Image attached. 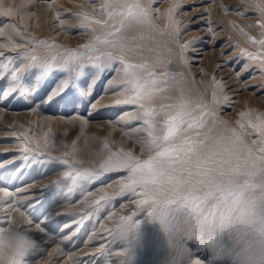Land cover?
<instances>
[{"label": "rangeland", "instance_id": "1", "mask_svg": "<svg viewBox=\"0 0 264 264\" xmlns=\"http://www.w3.org/2000/svg\"><path fill=\"white\" fill-rule=\"evenodd\" d=\"M26 1L0 0V52L6 53L5 57L0 58V65L8 66V79L0 78V87L7 86L11 72L23 68L31 56L50 57L51 54L57 52L63 56L65 54L64 49L87 52V49L80 46L88 44L93 36L104 39L105 32L120 27V22L124 20V28L132 30L129 33L121 32L120 34L127 38L125 45L131 44L128 39L143 37L147 40V46H155L153 44L155 41L163 49L155 46L157 48L155 55L144 49H135V52L144 55L146 60H143L130 58L118 49L112 50L110 44L96 41L95 47L99 52L119 53L128 62L134 64L148 63L157 75L165 71L182 73V76L177 77L176 80L169 79L167 81L168 87L165 91L154 94L150 101H144L145 107L155 108L158 112L154 118L156 125L153 132L154 136H163L166 131L164 121L168 115H173L177 111L176 107L161 111V105L176 106L182 101H187L189 108L196 109L197 105L203 103L207 105L209 111L216 113L215 118L205 117L206 124L203 128L181 131L177 136V143L185 137L193 139L211 137L212 139L209 140L213 143L216 138L233 135L229 129H235L243 143L259 154L260 148H257L259 143L254 144L249 141L246 131H242L241 123H238V118L242 108L249 109L257 117H264V93L259 92L264 91V49L248 39V37H252L254 40H259L264 35V28L259 26L264 24V12H261L257 7L258 4L264 7V0H120L116 8L117 13L127 11L123 7L124 5L139 2L148 11L151 24L131 23L120 14L107 16L103 7L107 0ZM41 1H48L56 5L54 6L55 12H53L57 13L55 18L59 17V19L56 18L53 21V24L58 21L57 25L51 26L48 22H46L47 25L44 23L43 32H37L40 29L37 31L34 29V13L44 15L46 12L52 15V11L49 12L48 7L39 8ZM55 1L60 3H58L59 6ZM212 1L215 6H212ZM85 3L89 5V8ZM175 4L183 7L178 8L172 14L174 23H170L169 15L167 16L165 13L168 14L169 9ZM80 5L81 8H79ZM222 5H228L227 11L230 10L231 13L222 8ZM87 8L95 14L89 13ZM234 9H240V12H234ZM61 10L65 12L62 13ZM187 10H195L199 14H194L195 17L185 18L183 12ZM206 10V14H203ZM72 12L78 13L77 17L72 15ZM159 12L165 19L158 17ZM221 12L225 15L223 13L222 15ZM82 14H88L87 17L91 16V20L90 18L85 20ZM196 15H198L197 17L207 15L213 20L215 18L218 20L217 23H220L216 29L218 35L222 34L221 31H225V36L220 38L218 44L211 36V31L206 36L201 35L203 30L199 32L200 29L198 28L206 25L207 21L201 23L202 20H194ZM96 20L102 23H94ZM105 21L106 23H104ZM68 23L72 26L69 25V27ZM130 23L131 26H129ZM246 23L250 25L252 30L249 26L248 29ZM62 24L67 25L69 30L68 28L65 30L67 26L62 27ZM81 24L87 27H79ZM233 26H240V32ZM190 29L197 31L192 33ZM219 29L221 30L219 31ZM41 40L49 43L54 42L57 45H62L63 48H49L40 45L37 42ZM188 41H195L193 43L196 44L195 46L201 44L208 50L216 49L218 45L226 42L225 47L228 48V53L232 55L229 58L231 64L237 61L235 71L245 64L244 57L246 59L249 53L261 54V59H251L250 57L246 59L248 60L245 64L246 70L238 76L248 79L252 75L253 83L245 82L246 88L250 91L257 89L258 92L256 93L261 95L260 100L262 101L256 102L254 98L251 99V104L241 108V104L233 105L232 99L221 100L218 85L213 84L210 89L207 88L208 85H212V82L204 80V76L200 74L202 68L197 72L192 70L196 64L190 65L191 60L189 59L191 57L188 53H193L195 46L188 47L184 51L186 63H181L179 45ZM91 54L97 55L98 53ZM215 58L220 60V56ZM82 59H86V57H82ZM168 61L172 63L169 64ZM196 61L198 62V60ZM75 66V64L69 65L71 69H74ZM121 68V64L115 63L113 71H105L103 75L97 74L96 81L92 79L90 72L86 78L80 81L78 86H74L52 101H47V97L57 81L62 78L60 72H54L38 92L29 91L26 95L19 92L7 99L0 97V107L2 108L0 110V165H8L7 169L2 170L0 189L10 191L18 189L17 192H13L16 198L13 202L11 194L6 195L0 191V227H7L10 222L18 221L17 226L21 230L29 232L36 239L37 244L41 247L44 246L45 249L38 251L41 253L39 255L36 254L37 251H32L31 264L36 263L39 257L46 255V247L50 249L55 245L56 236L63 237V235L66 239L61 241L62 251H55L54 258L45 264H59L61 261L58 260L66 259V255L70 251L73 253L72 259H75L76 264H101L102 259L114 257L111 255L112 252H116V254L120 252L117 255L120 259L115 260L117 261L115 264H136L138 262H140L139 264H166L167 262L171 264L170 260H172L174 249L171 248L168 253L162 251L164 243L168 241L171 245L169 234L163 230L157 219L149 217L152 208L147 205L139 206L137 201L142 199L140 196L130 192L118 194V185L127 182V170L121 169L105 173L100 169V164L111 152H117L121 149L131 151L134 156L144 160L159 150L160 146H163L142 144L141 141L147 142L149 139L145 125H143L142 120H132L128 117L129 115H138L140 110L132 105L116 104L117 100H123L127 95H130V93L123 91L130 85L120 86ZM135 71L139 73L140 70ZM205 75L208 77L207 73ZM90 81L93 85L91 88L89 87ZM73 82L75 84V79ZM232 82L235 83L234 87H238L233 90L232 96H234L239 85L234 79L229 84ZM159 86L164 87V84ZM247 89L241 87V90ZM213 93L217 97L216 104H213ZM102 99H112V102L103 104ZM195 114L199 115V111L197 110ZM183 128H187V125H184ZM197 132L199 133L198 137ZM105 143L108 144L107 149L104 148ZM81 147L89 153L85 151L83 152L86 154L82 153ZM24 149H28V151L25 152ZM200 154H203V150H200ZM24 156H27L28 159L25 160ZM65 160L69 163L62 164L61 161ZM10 161L13 163H9ZM182 166L176 165L178 168ZM69 171L73 175L79 173L75 182L66 177L65 173ZM57 181L59 183H54ZM136 191L139 192L140 188L138 187ZM102 196L108 198L101 200ZM159 198L163 200L165 196L162 195ZM3 202L6 203L5 207L1 206ZM12 207L14 211L11 210ZM121 217H131L132 221L121 220ZM134 222H138L137 227L135 232L131 233L128 229ZM40 228H43L44 231L41 232ZM110 228H114L115 231L111 229L109 232ZM122 228L124 229L123 236L121 235ZM179 238L177 236L174 242L178 243ZM107 242L110 243L107 244ZM192 242L195 241H190L187 247L189 249L195 247L197 251V244H192ZM98 244L99 246L104 245L105 248L103 246L95 248ZM192 249L190 258L195 255L192 259H197L196 257L199 256L207 262V255H209L207 252H196L195 249L193 251ZM181 259L184 263L188 256Z\"/></svg>", "mask_w": 264, "mask_h": 264}, {"label": "snow or ice", "instance_id": "2", "mask_svg": "<svg viewBox=\"0 0 264 264\" xmlns=\"http://www.w3.org/2000/svg\"><path fill=\"white\" fill-rule=\"evenodd\" d=\"M119 3L120 0H107L103 6L107 16L120 14L131 23L151 24L148 11L139 2L124 5L127 11L117 13L116 8ZM181 7L183 6L175 4L169 9L170 23H174L172 14ZM257 7L264 12V7L260 4ZM222 8L228 10L229 6L222 5ZM234 10L240 12V9ZM82 15L85 20L88 19L86 14ZM56 18L59 19V17ZM94 23L102 22L96 20ZM259 26L264 28V24ZM79 27L87 26L81 24ZM124 27V20H122L120 27L115 28V31L105 32L104 39L93 36L88 44L80 46L87 49V52L64 49L63 56L59 52L51 54L50 57L31 56L23 68L11 72L8 85L0 87V97L7 99L19 92L25 95L29 91L38 92L54 72H60L62 78L57 81L47 97V101H52L74 86H78L90 72L92 79L95 80L97 74L103 75L105 71H113L115 63L121 64L120 86L130 85L126 89L130 95L123 100H117L116 104L132 105L140 110L138 115L130 116V119L142 120L146 127L149 139L147 142L141 141L142 144L163 146L144 160L134 156L131 151L121 149L111 152L100 164V169L105 173L127 170V182L118 185V194L130 192L140 196L142 199L137 201L138 205L141 207L147 205L152 208L149 217L157 219L163 230L169 234L171 246L174 249L171 264H182L181 258L192 255L187 243L193 240L197 243V252L204 251L209 254L207 262L198 256L193 264H264V118L257 117L258 123L247 124V127L255 131L259 138L258 142L261 145L259 154L247 145H244L243 155L233 154L230 151L225 154L217 150L225 144L236 142L243 144L235 129H229L233 134L232 137L216 138L211 146L206 144V140L212 139L211 137H207L206 140L185 137L177 143L176 139L181 131L203 128L206 124L205 117L215 118L216 113L209 111L207 105L203 103L197 105L196 109L189 108L187 101H182L176 106L161 105V111L172 107H176L177 111L173 115H168L164 121L166 131L163 136H154L156 127L154 118L158 112L155 108L145 107L144 101H150L154 94L165 91L168 87L167 81L176 80L177 77L182 76V73L165 71L157 75L148 63L134 64L128 62L119 53L99 52L95 47L96 41L110 44L113 48L119 47L123 52L127 38L120 34ZM111 37L119 38L109 39ZM248 39L264 49V35L259 40H254L252 37ZM194 42L188 41L179 45L181 63H186L184 51ZM37 43L49 48H63L62 45L54 42L41 40ZM5 56L6 53L0 52V58ZM248 56L251 59L262 58L261 54L249 53ZM168 63L172 62L168 61ZM70 64H75V68L71 69ZM7 68V65H0V78L8 79ZM137 69L140 70L139 73L135 71ZM162 83L164 87L159 86ZM89 87H93L91 81ZM224 99L228 101L230 98ZM216 103L217 97L213 93V104ZM197 110L199 115L195 114ZM240 115L244 117L247 113ZM184 125H187V128H183ZM241 126L245 125L241 124ZM196 135L198 137L199 133L197 132ZM253 143L257 141L254 140ZM104 148H108L107 143L104 144ZM201 149L204 150L202 155ZM24 151L27 152L28 149ZM193 157L196 159L193 160ZM23 158L28 159L27 156ZM61 163L69 162L65 160ZM177 164L185 167L177 168ZM7 167V164L0 165V176L3 175L2 170ZM65 175L75 182L79 173L73 175L69 171ZM138 187L139 192L136 191ZM5 194L8 195V193ZM162 195L165 196L163 200L159 198ZM107 198L102 196L100 199ZM121 220L131 222L132 218L121 217ZM137 223H132L128 231L135 232ZM40 231L43 232L44 229L40 228ZM123 234L122 228L121 235ZM176 236L180 237L178 243L174 242ZM32 255L33 252H30L13 261V264H31Z\"/></svg>", "mask_w": 264, "mask_h": 264}, {"label": "bare ground", "instance_id": "3", "mask_svg": "<svg viewBox=\"0 0 264 264\" xmlns=\"http://www.w3.org/2000/svg\"><path fill=\"white\" fill-rule=\"evenodd\" d=\"M26 1V0H25ZM27 2V1H26ZM42 2V1H41ZM39 2L40 3V7L39 8H47L48 7V10H50L49 12H51L52 13V15H49V13L47 14L46 12H45V14L43 15H41V14H39V13H34V17H35V19H34V24H35V27H34V29H35V31H37V29H40V30H38L37 32H43V24L44 23H46V22H48V24H50L51 26L52 25H57L58 23V21L57 22H55V24H53V21H55V16L57 15V13H54L55 11H54V6H56V5H54V4H52V3H50V2H48V1H45V2ZM53 2V1H52ZM56 2V1H55ZM54 2V3H55ZM228 2H231V1H228ZM57 4L59 3V2H56ZM60 4V3H59ZM59 4H58V6H59ZM86 4V3H85ZM85 4H83V6H85ZM211 4V3H210ZM228 4V3H227ZM87 6H88V8H89V5L88 4H86ZM61 6H62V2H61ZM82 6V7H83ZM91 6V5H90ZM196 6V5H195ZM212 6H215V3H213V1H212ZM63 7V6H62ZM86 7V6H85ZM93 7V6H92ZM217 7V6H216ZM59 8V7H58ZM74 8V7H73ZM79 8H81V5H80V7ZM87 8V9H88ZM166 8V7H165ZM61 9V8H60ZM59 9V10H60ZM66 9V8H65ZM72 9V8H71ZM74 9H76V8H74ZM56 10H57V8H56ZM82 10V9H81ZM85 10V9H84ZM196 10V9H195ZM195 10H187V11H185V12H183V14H185V18H187V17H190V16H194V14H199L198 12L196 13L195 12ZM214 9L212 8V11H213ZM45 11V10H44ZM54 11V12H53ZM62 11V10H61ZM67 11V10H66ZM75 11V10H74ZM88 11H89V9H88ZM211 11V12H212ZM222 11H223V9H222ZM227 11V10H226ZM230 11V10H229ZM229 11H227L228 13H231V12H229ZM234 12H236L235 10H233ZM57 12H59V11H57ZM65 11L63 10L62 11V13H64ZM85 12V11H84ZM195 12V13H194ZM206 12H207V10L203 13V14H206ZM233 12V13H234ZM73 13V12H72ZM79 13H81V12H79ZM89 13H94V12H90L89 11ZM210 13V12H209ZM223 12H221V14H222ZM232 13V14H233ZM237 13H239V12H237ZM61 14V13H60ZM74 14V13H73ZM72 14V15H73ZM76 14H78V13H76ZM95 14V13H94ZM182 14V15H183ZM224 14V13H223ZM222 14V15H223ZM47 15V16H46ZM80 15V14H79ZM86 15H88V14H86ZM92 16H93V14H91ZM158 17L159 18H163V19H165V17L159 12L158 13ZM165 15H167L168 16V14L167 13H165ZM179 15V14H178ZM207 15H209V14H207ZM207 15H205L204 17H197L198 15H196V18H194V20H202L201 21V23H205V21H207L205 24L206 25H204V26H202V27H199L198 29H200L199 30V32L201 31V30H203V33L201 34V35H207V34H209L210 33V31H211V36L214 38V40H216V44H218V41H220V38H222V37H224L225 36V31H221L222 32V34L221 35H218V31L216 30L218 27H219V25H220V23H217V21L218 20H216V18H215V20H213L211 17H209V16H207ZM213 15V14H212ZM225 15V14H224ZM231 15V14H230ZM238 15H241V14H238ZM96 16V15H95ZM179 16H181V15H179ZM214 16V15H213ZM76 17H77V15H76ZM91 17V16H90ZM90 17H88V19L90 18ZM177 17V16H176ZM195 17V16H194ZM239 17H241V16H239ZM192 18V17H191ZM224 18V17H223ZM238 18V17H237ZM94 19V18H93ZM163 19H160V20H162L163 21ZM178 19V18H177ZM181 19V18H180ZM239 19V18H238ZM58 20V19H57ZM90 20H91V18H90ZM234 20V19H233ZM241 20V19H240ZM242 21V20H241ZM73 22H75V21H73ZM77 22V21H76ZM75 22V23H76ZM60 23V22H59ZM249 23V22H248ZM248 23H246L245 25L248 27H250V25L248 24ZM78 24V23H77ZM251 24V23H250ZM46 25H47V23H46ZM63 25V24H62ZM61 25V26H62ZM70 24L68 23V26H69ZM75 25V24H74ZM73 25V26H74ZM234 25H235V22H234ZM244 25V26H245ZM34 26V25H33ZM67 26V25H66ZM66 26H64V27H66ZM66 27L65 28V30L68 28V30H69V27L70 26H72V25H70L69 27ZM245 26V27H246ZM251 26H252V24H251ZM103 27V26H102ZM233 27H235V26H233ZM240 27V26H239ZM239 27H235V28H237L238 30L239 29H241V28H239ZM249 27H248V29H249ZM45 28H47V27H45ZM94 28H96V26H94ZM106 28V27H105ZM50 29H52V28H50ZM53 29H55V28H53ZM60 29V28H59ZM63 30H64V28H62ZM61 29V30H62ZM99 29V28H98ZM236 29V30H237ZM45 30V29H44ZM64 30V31H65ZM191 30V29H190ZM216 30V31H215ZM221 29H219V31H220ZM250 30H252V28L250 27ZM59 31V30H58ZM101 31V30H100ZM113 31H115V30H113ZM132 30H129V29H126V28H124V30L122 31L123 33H129V32H131ZM195 31H197L196 29H195ZM195 31H190V32H195ZM62 32V31H61ZM60 32V33H61ZM96 32H98V31H96ZM233 32V31H232ZM238 32H240V30L238 31ZM63 33V32H62ZM236 34H237V31L235 32ZM218 35V36H217ZM232 35V34H231ZM101 36H102V33H101ZM103 37V36H102ZM112 39H117L116 37H111ZM128 41L134 46H132L131 44H129V45H125V48H124V50H123V53L124 54H126L127 56H129L130 58H136V59H143V60H146L145 59V57H144V55H142V54H140V53H138V52H135L134 50L135 49H144L145 51H147V52H150V53H154V55H155V53L157 52V48L156 47H158V48H160V49H163L160 45L158 46V44L154 41L153 42V44L156 46H147V40L145 39V38H143V37H140V38H136V39H128ZM227 41V40H226ZM193 44V43H192ZM190 45L189 47H193V46H195L196 44H193V45ZM226 46V42H224V43H222L221 45H218V47L216 48V49H214L213 47V49H211V50H208L207 48H205L204 46H201V44L200 45H197V46H195L193 49V53H188V55L191 57V59H189V60H191V62H190V65L191 66H194L195 64V67H193V72H197V71H199V69L200 68H202V69H200L201 70V72H200V74L202 75V76H204V80H207V81H210V82H212V85H208L207 86V88L209 87V89H210V86H213V84L216 86V85H218L219 86V92H220V94H221V100H225L224 98L225 97H228V98H230L229 100H231L232 99V103H233V105H239V104H241V108L242 107H247L249 104H251V99H256V102H259V101H262V100H260V97H261V95H258L256 92H258L257 91V89H253V90H248L247 88H246V84H245V82L246 83H250V82H252L253 81V79L251 78L252 77V75L248 78V79H243V78H240L239 76H238V74H242V73H244V71L246 70L245 69V67H246V65L245 64H247V61L248 60H246V59H248L249 58V56L247 55V58L245 59V57H244V60H245V64H243L242 65V67L239 69V70H237V71H235V64H236V62L237 61H234L233 62V64H231V62H230V60H229V58H231L232 57V55H231V53H228V48H226L225 47ZM112 47V46H111ZM113 48V47H112ZM114 49H118L119 51H121V49L119 48V47H116V48H113L112 50H114ZM212 50H214V51H212ZM196 51V52H195ZM114 53V52H113ZM194 53H196L195 54V57H194ZM252 53V52H251ZM157 54V53H156ZM253 54V53H252ZM211 56H213V57H211ZM217 56V58L220 56V60L219 59H216L215 57ZM196 60H198V62L196 61ZM209 68V69H206V68ZM208 74V77L205 75V74ZM236 80L237 81V84L239 85V89H238V91H237V93H235L234 94V96H232V93H233V90H235V89H237L238 87H234V85H235V83H231V84H229V82L231 81V80ZM115 80V79H114ZM95 81H96V79H95ZM94 81V82H95ZM94 82H93V84H94ZM116 82V81H115ZM119 82H120V80H119ZM118 83V82H117ZM253 83V82H252ZM261 85H263L262 83H260ZM202 85V84H201ZM214 86V87H215ZM231 86H233L234 88H232ZM241 87H244L245 89H247V90H241ZM232 88V89H231ZM123 91H125V93H127L126 92V90H124L123 89ZM259 92H261V94L262 93H264V91H259ZM236 95V96H235ZM114 100V99H113ZM112 102V99H110V100H103L102 99V102H103V104H105V102ZM0 110H2V108L0 107ZM242 110V112L241 113H247V115H245L244 117H241V115H240V117L238 118V122H240L241 124H243V125H245V126H243V128H242V131H246V133H247V135H248V139H249V141L250 142H252L253 143V141L254 140H256L257 142H258V140H259V138H258V136H257V134H256V132L255 131H253L252 129H250V128H248L247 127V124H249V123H251V124H256V123H258V120H257V116H255V115H253L252 113H251V111L249 110V109H247V108H242L241 109ZM240 113V114H241ZM128 117H130V115L128 116ZM233 117V116H232ZM262 118V117H261ZM264 118V117H263ZM254 135H256V136H254ZM228 137H232V135H229ZM199 140H206V138H198ZM259 143V142H258ZM206 144L208 145V146H211L213 143L209 140V139H207L206 140ZM244 143L243 144H240L239 142H236L235 144H225V145H222V146H220V147H218L217 148V150L218 151H223V152H225V154H227V152H232L233 154H240V155H243L244 154V151H245V149H244ZM261 147V145H260V143H259V145H257V148H260ZM201 150H203V149H201ZM80 151L82 152V153H84L83 151H85L86 152V150H84L83 149V147H81L80 148ZM204 151V150H203ZM86 153H89V151H87ZM86 153H84V154H86ZM90 155V154H89ZM88 158H89V156H88ZM93 159V158H92ZM193 159H196V157H193ZM98 161H99V159H98ZM100 162V161H99ZM182 167H185L184 165L182 166ZM178 168V167H177ZM193 171H195V168L193 167ZM23 175V174H22ZM9 185V184H8ZM18 191V189L17 190H14V191H10V190H8V189H3V193H8V194H11V196H12V202L14 201V200H16V198H15V195L13 194V192H17ZM25 203H26V201H25ZM22 204H24V203H22ZM27 205V204H26ZM1 206L2 207H5L6 206V203L5 202H3V203H1ZM24 206H25V204H24ZM26 208V207H25ZM12 211H14V208L12 207V209H11ZM28 211V210H27ZM148 212V211H147ZM28 214V213H27ZM50 215V214H49ZM123 215V214H122ZM28 216V215H27ZM28 218V217H27ZM49 218V217H48ZM50 218H52V217H50ZM43 220H45V219H43ZM47 221V220H46ZM140 222V221H139ZM64 224V223H63ZM67 225V224H66ZM109 228V227H108ZM75 229H77V228H75ZM111 229H113L114 230V228H110L109 229V232H110V230ZM112 230V231H113ZM107 231V230H106ZM115 231V230H114ZM113 231V232H114ZM113 232H111V234H113ZM62 233V232H61ZM64 233V232H63ZM107 233V232H106ZM109 234V233H108ZM108 234H107V236H108ZM109 236H110V234H109ZM113 236H114V234H113ZM112 237V236H111ZM177 237V236H176ZM110 238V237H109ZM114 238H115V236H114ZM56 239H57V242H55V245L52 247V248H50V249H48V247H46L47 248V250H46V255H44V256H41V257H39V259H38V261L35 263V262H33L32 264H45V263H47L48 261H51L53 258H54V252L55 251H57V252H61L62 251V249H63V247H62V243H61V241H64L65 239H66V237L63 235V237L62 236H56ZM104 239V238H103ZM113 239V238H112ZM151 240V239H150ZM60 241V242H59ZM111 241V240H110ZM108 243H110V242H107V244ZM189 243L190 242H188L187 243V245H189ZM102 244H105V243H103L102 242ZM192 244H197V243H193L192 242ZM72 245V244H71ZM191 245V244H190ZM103 246V248H105L104 247V245H101V246H99V244L95 247V248H98V247H102ZM171 245L169 244V242L167 241V243H164L163 244V246H162V251L165 253H168V251L172 248V246L170 247ZM190 247V246H189ZM194 247V246H193ZM196 247H197V245H196ZM115 248V247H114ZM118 248V247H117ZM42 249H45L44 248V246L43 247H41L39 244H37V246H36V248L33 250V251H37V255H39V254H41V253H38V251H42ZM120 249V248H119ZM118 249V250H119ZM128 249V248H127ZM192 249V248H191ZM190 249V250H191ZM193 249H195V247L193 248ZM193 249H192V251H193ZM88 250H90V251H92V250H94V249H88ZM113 250H115V249H113ZM115 251H117V250H115ZM126 251V250H125ZM130 251V250H129ZM142 251V250H141ZM195 251H196V249H195ZM194 251V252H195ZM71 252V251H70ZM70 252H68L67 253V255H66V259H61V260H58V261H61L59 264H76L75 263V259H72L73 258V253H70ZM197 252V251H196ZM195 252V253H196ZM120 253V252H119ZM118 253V254H119ZM118 254H116V252L115 253H113L112 252V254L111 255H113L114 257H111L110 256V258H108V259H105V260H101V264H115V262H117V261H115V260H119L120 258L117 256ZM122 254V253H121ZM127 254H128V252H127ZM203 254V253H202ZM208 254V253H207ZM100 255V254H99ZM98 255V256H99ZM123 255V254H122ZM136 256V255H135ZM134 256V257H135ZM194 256L195 255H193L192 256V258H194ZM197 256V255H196ZM208 256V255H207ZM89 257H91V256H89ZM109 257V256H108ZM124 257V256H123ZM129 257V256H128ZM115 258V259H114ZM127 258V257H126ZM192 258H190V257H188V259L186 260V261H184V263L185 264H193V261L194 260H196V259H192ZM197 258V257H196ZM208 258V257H207ZM124 259V258H123ZM129 259H131V258H129ZM142 259V258H141ZM66 261V262H65ZM121 261V260H120ZM129 261V260H128ZM135 261V260H134ZM171 261V260H170ZM88 262H90V261H88ZM124 262V261H123ZM119 263H122V262H119ZM132 263H133V261H132ZM140 262H138V263H136V264H139ZM184 263H182V264H184ZM52 264V263H51ZM86 264V263H85ZM116 264H118V263H116ZM123 264H125V263H123ZM129 264H131V263H129ZM167 264V263H166Z\"/></svg>", "mask_w": 264, "mask_h": 264}, {"label": "clouds", "instance_id": "4", "mask_svg": "<svg viewBox=\"0 0 264 264\" xmlns=\"http://www.w3.org/2000/svg\"><path fill=\"white\" fill-rule=\"evenodd\" d=\"M17 225L18 221L14 220L7 227H0V264H13L37 246L36 239Z\"/></svg>", "mask_w": 264, "mask_h": 264}]
</instances>
